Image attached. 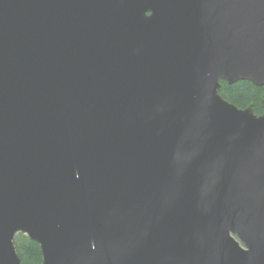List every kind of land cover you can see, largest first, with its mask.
<instances>
[{
  "label": "water",
  "instance_id": "1",
  "mask_svg": "<svg viewBox=\"0 0 264 264\" xmlns=\"http://www.w3.org/2000/svg\"><path fill=\"white\" fill-rule=\"evenodd\" d=\"M264 0H0V264H264Z\"/></svg>",
  "mask_w": 264,
  "mask_h": 264
},
{
  "label": "trees",
  "instance_id": "2",
  "mask_svg": "<svg viewBox=\"0 0 264 264\" xmlns=\"http://www.w3.org/2000/svg\"><path fill=\"white\" fill-rule=\"evenodd\" d=\"M220 82L219 92L225 99L240 108L252 106L257 114L263 112L264 85L258 86L250 80H238L234 83H228L225 80ZM14 244L22 264H42V251L37 241L19 232L14 238Z\"/></svg>",
  "mask_w": 264,
  "mask_h": 264
}]
</instances>
